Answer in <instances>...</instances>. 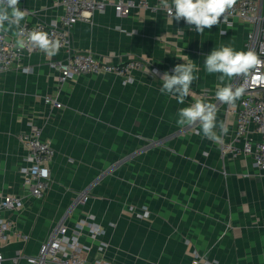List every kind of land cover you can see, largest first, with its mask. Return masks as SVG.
Listing matches in <instances>:
<instances>
[{
	"label": "crops",
	"instance_id": "crops-1",
	"mask_svg": "<svg viewBox=\"0 0 264 264\" xmlns=\"http://www.w3.org/2000/svg\"><path fill=\"white\" fill-rule=\"evenodd\" d=\"M257 2L264 15V0ZM19 7L27 11L21 24L49 23L63 13L58 0H20ZM250 27L234 18L199 35L161 10L135 6L116 16L108 7L74 24L69 50L113 63L137 58L141 65L128 77L85 73L60 81L50 62L63 61L64 48L54 57L25 53L19 66L0 73V197L22 198L18 208L2 210L11 223L4 264L18 250L35 253L60 222L78 236L87 262L193 264L198 257L199 264H264V172L250 155L221 154V142L240 146L242 139L235 138L229 105L215 99L218 74H207L203 63L220 44L244 50ZM183 55L200 78L191 85L195 97L182 105L159 92L154 73L172 74ZM197 98L217 105V123L228 127L221 142L202 138L198 126L177 125L178 109ZM30 124L55 150L41 198L21 180L29 158L21 135ZM84 191L87 198L76 201Z\"/></svg>",
	"mask_w": 264,
	"mask_h": 264
},
{
	"label": "built area",
	"instance_id": "built-area-1",
	"mask_svg": "<svg viewBox=\"0 0 264 264\" xmlns=\"http://www.w3.org/2000/svg\"><path fill=\"white\" fill-rule=\"evenodd\" d=\"M63 13L58 20L49 23L44 21L37 23L21 24L26 32L33 28L46 31L50 38L59 40L61 47L68 50L67 57L60 62L52 61L50 64L59 71V80L64 81L72 76L93 73L100 74L113 72L128 77L129 72L141 65L137 58L125 62H109L99 59L90 51H70L71 30L79 20H88L94 12H102L112 7L116 16L130 13L135 6L152 10H161L159 0H58ZM227 22L231 25L234 18L250 24L246 36L245 51L254 50L261 59H264V15L259 9L257 0H236V4L225 14ZM39 52L31 47L18 50L15 38L7 37L0 32V73L8 71L13 66H19L22 56L26 53ZM27 69V68H26ZM240 80L237 78L236 83ZM44 100L59 107L60 103L51 96H45ZM235 121L234 135L236 139H242V144L237 146L232 142H221V154L230 153L250 155L254 165L264 172V87L250 88L246 94L236 102V105L228 106ZM41 127L30 124L28 131L21 135V141L29 152L28 164L21 167L22 183L28 188L31 196L41 198L48 190L50 184L49 164L55 154L54 148L47 139L41 136ZM257 136V137H256ZM87 198V192L78 194L76 201ZM21 196L17 194H4L0 197V264H4L6 257L1 247L7 243L8 232L11 223L4 219L2 210L10 211L21 204ZM92 233H97L98 228L91 226ZM21 241H28L30 236L22 231L13 232ZM14 264H102L101 260L87 262L81 255L78 236L68 233L67 225L60 222L55 226L47 240L40 243L35 253L23 254L17 251L10 258ZM200 258L195 257L193 264H199Z\"/></svg>",
	"mask_w": 264,
	"mask_h": 264
},
{
	"label": "clouds",
	"instance_id": "clouds-1",
	"mask_svg": "<svg viewBox=\"0 0 264 264\" xmlns=\"http://www.w3.org/2000/svg\"><path fill=\"white\" fill-rule=\"evenodd\" d=\"M19 3L20 0H0V32L11 33L18 50L31 47L47 57L56 56L61 42L36 28L26 32L21 21L25 19L27 11L21 10ZM235 4L236 0H159V6L167 13L170 23L183 20L190 30L199 35L205 29L210 30L213 26L227 22L225 14ZM193 25L194 29L191 28ZM177 30L182 34L183 29ZM178 59L183 63L175 65L172 74L165 71L161 75L156 71L154 78L159 76L162 82L159 88L162 95L183 105L186 98L196 95L191 85L199 80L196 73L200 69L187 55ZM203 63L207 74H218L215 99L222 104L234 107L250 88L264 87V59L254 50H236L232 44H220L205 56ZM237 78L239 83H236ZM217 110L216 104L197 98L190 105L178 109L176 123L179 127L198 126L202 138L219 143L227 135L228 127L223 122L217 123Z\"/></svg>",
	"mask_w": 264,
	"mask_h": 264
},
{
	"label": "rangeland",
	"instance_id": "rangeland-1",
	"mask_svg": "<svg viewBox=\"0 0 264 264\" xmlns=\"http://www.w3.org/2000/svg\"><path fill=\"white\" fill-rule=\"evenodd\" d=\"M25 254V253H24ZM5 264H14L13 262H12V260H11V262H9V263H5ZM18 264H20V263H18Z\"/></svg>",
	"mask_w": 264,
	"mask_h": 264
}]
</instances>
